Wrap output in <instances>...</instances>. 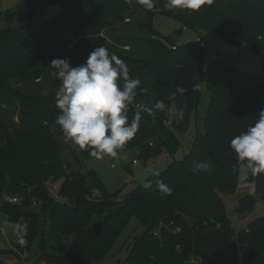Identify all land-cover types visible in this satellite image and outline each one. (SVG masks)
Instances as JSON below:
<instances>
[{
  "label": "trees",
  "instance_id": "obj_1",
  "mask_svg": "<svg viewBox=\"0 0 264 264\" xmlns=\"http://www.w3.org/2000/svg\"><path fill=\"white\" fill-rule=\"evenodd\" d=\"M48 1L60 4L62 11L35 27L25 23L13 30L0 31V79L26 68L32 54L40 50L46 49L50 61L70 59L83 41L79 40L78 46L68 50L63 38L74 39L79 28H89L91 23L119 16L125 19L137 10H144L148 37L123 38L121 46L146 44L150 49L149 60H132L121 50L103 44L110 53L125 61L130 77L140 81L128 110L129 123L140 112L139 130L117 152L137 148L138 157L145 161L160 145L173 154L178 146L172 141L173 133L165 126L164 110L174 104L186 125L197 104L200 84L206 85L209 103L204 131L196 135L189 153L171 161L161 173L150 175L144 182L152 183L150 189H145L144 184L137 185L124 197L122 189L108 193L93 170L67 173L59 146L49 140V135L45 136L50 148L46 154L29 143L20 146L18 150L24 155L20 163L22 160L26 165L6 170L0 167V214L16 226L26 250L39 238L38 245L45 253L48 238L45 233L51 231L71 237L72 242L64 254L48 255L38 261L95 264L106 257L123 227L135 217L143 233L120 264H186L190 259L196 264H264V215L245 228L236 229L219 196L235 191L240 168L246 167L237 162L230 149L231 139L253 124L264 108V0H203L195 11L166 8L167 0H152L151 9L138 0ZM154 15L174 19L181 29L211 32L225 43L249 46L260 58L261 73H242L219 61L204 67L203 50L196 44L172 49L171 36L162 37L151 26ZM3 19L7 25L12 23L8 16ZM73 56L75 60L70 61L75 66L82 64L88 55ZM149 81H152L150 95L146 90ZM59 83L54 78L52 97L48 101L37 97L20 101L19 139L25 142L56 120L60 114L55 103ZM158 100L164 102V110L153 108ZM137 105L153 108L155 116ZM150 139H155L156 144H149ZM75 147L76 163L78 158L91 157L88 150ZM197 161L207 162L210 168L194 172ZM158 180L172 189L170 195L158 190ZM246 181L254 185L258 196L264 197V173L252 175L247 168ZM56 182H60L58 199L50 195L48 186ZM11 197H17V202L10 203ZM65 199L72 200V206L64 203ZM255 203L253 196H243L239 199L238 212H250ZM33 205H39L40 212L30 211ZM25 224L27 230L22 233L21 226ZM18 250L22 251L20 248L0 250V255L19 259ZM0 264H3L1 260Z\"/></svg>",
  "mask_w": 264,
  "mask_h": 264
},
{
  "label": "rangeland",
  "instance_id": "obj_2",
  "mask_svg": "<svg viewBox=\"0 0 264 264\" xmlns=\"http://www.w3.org/2000/svg\"><path fill=\"white\" fill-rule=\"evenodd\" d=\"M61 11L60 4L51 3L48 0H45V2L43 0H0V22L5 24L3 27L0 26V31L13 30L25 25V23L35 27L58 15ZM5 16L12 20L10 25H7L3 19ZM27 16L26 21L22 20ZM13 21L15 22L14 25H12ZM152 23L151 26L160 36H171L172 47L195 44V37L200 36L206 46L203 50L204 67L214 61H219L242 73L252 75L261 73V62L258 54L247 48L248 51H245L242 47L243 45L225 43L211 32L181 29V25L177 21L162 15H154ZM86 29L79 28L74 39L63 38L68 50L75 45L78 46L79 40L83 41L76 51L77 53L72 54L70 60H75L73 55H88L94 47H99L103 44L121 50L124 56L132 60L145 61L150 58V49L146 44L132 43L121 46L123 43L121 39L123 38L145 39L148 37L147 14L144 10H137L125 19L119 16L106 22L91 23L89 28L87 27ZM247 47L249 48V46ZM50 62L47 58L46 49L40 50L32 54L26 68L0 79V167L4 166V170L11 166L17 168L26 165L22 160V163H20V157H24V155L18 150L25 143L32 144L35 148L41 150L42 154L48 153L50 148L46 143V140H48L46 137L49 135L51 136L49 140L59 146L63 162L65 163L64 170L67 173L93 170L108 193H115L122 189L121 196L124 197L133 187L143 185L150 175L161 173L168 169L171 161L174 159L180 160L187 155L196 135L204 131L203 122L209 103V92L205 84H200L197 104L192 110L186 125L181 115L177 113L174 104L164 110L165 126L173 133L172 135L176 140L173 138L172 141L175 145L177 143L178 146L173 154L168 153L159 145L156 152L150 154V158L145 161L138 157V150L135 148L119 152L116 157L106 155L100 160L94 157L84 160L78 158V163H76L74 160L77 155L76 147L64 139L60 127L55 123L56 120L52 125L45 127L32 138L25 139L26 141L24 142V140L17 137L20 122L22 121L19 103L29 97H37L45 101L50 100L53 93L54 80L51 75L52 69L48 66ZM147 83L148 87L146 90L147 94L150 95L152 81ZM120 84L122 85L123 82ZM151 143L156 144V140L150 139L149 144ZM133 160L137 163L133 164ZM29 162L32 163L31 160ZM246 178L247 168L242 166L235 191L228 194H219L231 225L239 230L264 215V200L255 193L254 185L248 183ZM59 184L60 182L48 183L50 195L55 199H58L56 192ZM247 194L255 198V206L250 212L240 214L238 212L239 199ZM64 203L69 206L73 204L70 199H65ZM30 211L40 212L39 205L31 206ZM142 233L143 227L135 217H131L117 236L106 257L95 264H120L127 257L128 251L136 238H139ZM45 234L48 236L45 253H42L40 245H38L41 240L37 238L34 245L27 252V259L24 260L18 254L20 264H38V259L45 260L48 255H62L72 242L71 237L60 236L51 231H47ZM20 241L21 238L16 226L9 223L4 214H0V250L8 252L20 248L23 245ZM0 256L5 258L13 257L7 254H1ZM190 260L186 264H189Z\"/></svg>",
  "mask_w": 264,
  "mask_h": 264
},
{
  "label": "clouds",
  "instance_id": "obj_3",
  "mask_svg": "<svg viewBox=\"0 0 264 264\" xmlns=\"http://www.w3.org/2000/svg\"><path fill=\"white\" fill-rule=\"evenodd\" d=\"M147 8L153 7L152 0H138ZM203 0H167L166 8L182 7L198 10ZM59 87L55 91V103L60 114L55 123L60 127L66 141L80 150H88L89 156L98 160L106 155L116 157L117 150L132 140L139 130L140 112L129 123L128 110L133 105L138 79L131 78L124 60L110 53L103 45L94 47L82 64L73 66L69 58H55L48 65ZM123 81V84H120ZM151 116L155 110H164L163 101H156L153 108L137 105ZM238 163H244L252 175L264 173V108L258 118L247 129L234 136L229 144ZM207 162H194L193 171L207 170ZM163 195L172 189L163 181H157ZM150 189L149 181L143 185ZM27 225L21 226L26 233ZM21 243H24L21 238Z\"/></svg>",
  "mask_w": 264,
  "mask_h": 264
},
{
  "label": "built area",
  "instance_id": "obj_4",
  "mask_svg": "<svg viewBox=\"0 0 264 264\" xmlns=\"http://www.w3.org/2000/svg\"><path fill=\"white\" fill-rule=\"evenodd\" d=\"M194 43L196 45H198L202 50H204V48L206 47L203 39L200 36H196L195 37ZM243 47L244 48H247L248 50H250L246 45H243ZM172 49H175V47L173 46ZM132 163L135 164L137 162L135 160H133ZM112 167H114V165H112ZM17 200H18L17 197H11L9 199V202L10 203H15V202H17ZM20 249L22 250V251L19 250L20 251V255L22 256V258L24 260L27 259L28 258V253H27L28 251L26 250L25 244H23L22 247H20ZM196 263L197 262L194 259H191L189 264H196ZM38 264H47V263H45V262H38Z\"/></svg>",
  "mask_w": 264,
  "mask_h": 264
},
{
  "label": "crops",
  "instance_id": "obj_5",
  "mask_svg": "<svg viewBox=\"0 0 264 264\" xmlns=\"http://www.w3.org/2000/svg\"><path fill=\"white\" fill-rule=\"evenodd\" d=\"M44 2H45V0H43ZM14 21H13V24L12 25H14ZM3 25H5V24H3L2 22H0V26H2L3 27ZM243 47V46H242ZM244 48V47H243ZM242 48V49H243ZM244 50L245 51H248L246 48H244ZM133 162V161H132ZM254 190H255V188H254ZM262 199V198H261ZM263 200V199H262ZM17 253L20 255V251L18 250L17 251ZM0 260L2 261V263L3 264H20V260L18 259V258H16V257H11V258H5L4 256H0ZM38 262H42V261H38Z\"/></svg>",
  "mask_w": 264,
  "mask_h": 264
},
{
  "label": "water",
  "instance_id": "obj_6",
  "mask_svg": "<svg viewBox=\"0 0 264 264\" xmlns=\"http://www.w3.org/2000/svg\"><path fill=\"white\" fill-rule=\"evenodd\" d=\"M262 199L264 200V197H262Z\"/></svg>",
  "mask_w": 264,
  "mask_h": 264
}]
</instances>
